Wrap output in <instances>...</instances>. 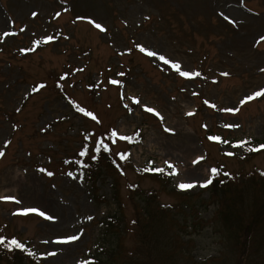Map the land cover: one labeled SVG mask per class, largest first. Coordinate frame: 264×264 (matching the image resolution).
Instances as JSON below:
<instances>
[{"label":"rangeland","instance_id":"374dc122","mask_svg":"<svg viewBox=\"0 0 264 264\" xmlns=\"http://www.w3.org/2000/svg\"><path fill=\"white\" fill-rule=\"evenodd\" d=\"M160 55L193 75L180 76ZM125 66L120 91L109 79ZM65 70L71 96L49 82L34 87ZM90 76L100 84L95 99ZM261 90L264 0H0V197L20 201L0 199L8 238L34 253L28 264H86L103 248H116L114 261L124 264H236L218 205L200 185L217 164L238 182L264 174V150L247 157L236 147L264 140V96H254ZM85 149L118 163L116 177L96 184L95 199L70 164ZM187 183L195 186L178 187ZM27 208L54 219L18 214ZM114 213L118 235L105 236L102 220ZM140 218L157 238L152 245ZM72 235L79 239L56 242Z\"/></svg>","mask_w":264,"mask_h":264},{"label":"trees","instance_id":"16d2710c","mask_svg":"<svg viewBox=\"0 0 264 264\" xmlns=\"http://www.w3.org/2000/svg\"><path fill=\"white\" fill-rule=\"evenodd\" d=\"M129 68L126 67L125 74L129 72ZM66 73L67 70L61 72L55 79L48 77L47 80L45 78L40 82L44 84L49 82L54 89H57L56 91L60 95L71 96L74 91L66 89L69 77V75L65 77ZM70 76L74 77L72 74ZM91 78L92 76H90V87L88 89L92 91L94 96L96 86ZM259 143L264 144V140ZM250 145L252 144L248 142L243 147L247 157L253 153L247 151ZM71 157L73 166L79 168L83 180L89 185L94 199L96 197V184L100 183L105 176L116 177L118 163L116 157L111 154L98 152L81 155L80 150H75ZM216 169L218 174L213 175V182L208 185V189L212 194V199L218 205L217 219L218 221L221 220L224 229L227 228V239L230 241L229 244L232 245L231 250L239 256L238 259L236 258V264H264V174L252 172L251 177L238 182L239 177H229L224 173L223 167L216 166ZM158 177L163 180L165 178L161 175H158ZM183 194H185V197L187 196L186 193ZM143 209L145 213H148V216H151L154 211L151 198L149 200L145 199ZM120 218L121 215L119 217L114 213L102 220L105 236L109 233L115 237L118 235L114 230L120 228V222L118 221ZM138 224L141 225V234L145 239L143 242L147 245H152V241L157 239L155 234L151 233L152 237H149L150 229H145L147 222H142L141 218ZM8 227V224L0 222V236H3L6 241L11 239L8 236L12 234L9 232ZM24 245L26 250L0 246V264H28L31 260L29 259L27 246L25 243ZM116 252H118L116 248L108 251L107 248H103L100 253L90 255L86 264L93 261L95 264H124L114 261ZM218 261H215V263Z\"/></svg>","mask_w":264,"mask_h":264},{"label":"snow or ice","instance_id":"6c2138e0","mask_svg":"<svg viewBox=\"0 0 264 264\" xmlns=\"http://www.w3.org/2000/svg\"><path fill=\"white\" fill-rule=\"evenodd\" d=\"M227 19V17H226ZM90 23H94V21H89ZM232 23H236L235 21H230ZM95 27L99 28L101 31H105L104 28L101 27V25L99 23H96L95 24ZM7 35V33H6ZM52 38L51 37H48V40H51ZM39 43V42H37ZM140 51L141 52H145L146 49L143 47V46H140ZM148 56H156L157 53L154 52V51H147L146 53ZM159 59L161 61L164 62V64H171V66L179 73L180 76L182 77H191L193 75V73H191L190 71H182L181 70V65L177 62H173L169 59H166L163 55H160L159 56ZM194 75L196 76H199L200 73H195ZM223 75H227V73H223ZM111 83L113 84H116L118 83L116 80H113L111 81ZM40 88H43L45 87V85L41 84L39 86ZM254 96H264V90H261V91H258L256 93H254ZM253 97H248V99H252ZM136 103H139V101H135ZM205 103H208L207 101H205ZM211 107H215V105H211ZM81 112L84 113V115L86 116H91L92 119H96V117L94 115H92L91 112H88V111H85L83 108L80 109ZM145 111L147 112H155V110L153 108H150V107H147L145 108ZM224 111H228V112H232V111H239V109H232V108H228V109H224ZM156 115L159 116V113L156 112L155 113ZM189 115H193V113H189ZM227 127H239V125H227ZM113 136L116 135V132H113L112 133ZM121 139H130V137H126V136H121L120 137ZM210 139H213V140H220V137H209ZM248 142L247 141H244V142H241L240 144H237L236 147H244ZM101 146L104 148L105 151H110V149L108 148L107 145L104 144L103 141L100 142ZM261 149H264V144H261L259 145L258 147H248L247 148V151L249 152H259ZM87 154V150L85 149L84 152L81 153V155H86ZM233 153H229V155H232ZM0 156H3V152H0ZM125 156L124 155H121V159H124ZM168 167L171 169L173 168L174 166L169 164ZM40 171H45L44 169H41ZM157 171H160V172H163L164 170L163 169H157ZM211 172L213 175H217L218 174V170L213 168L211 169ZM48 175H53V173L51 172H48L47 173ZM71 175V174H70ZM212 179H208L204 184L200 185L201 187H207L208 185L212 184ZM195 185L194 184H191V183H187V184H180L178 185L179 188L181 189H190L192 187H194ZM0 199H4L6 201H13L17 204L20 203L19 200H16L15 197H12V196H8V197H0ZM36 213L42 217H44L45 219H48V220H52L54 219V217L52 216H48L44 211H40L36 208H27V209H24L21 213H18V214H24V215H27L28 213ZM92 217H89V219H91ZM79 239V236L77 235H72V236H69L67 238H64V239H61V240H58L56 241L57 243H70V242H73V241H76ZM0 246H3L4 248H12V249H19V250H26L25 249V245L23 243H21L19 240L13 238V239H10V240H7L3 237V236H0ZM28 251V254L29 255H34V253H32L30 250H27ZM55 253H49V255H54ZM89 264H95V262H89Z\"/></svg>","mask_w":264,"mask_h":264}]
</instances>
